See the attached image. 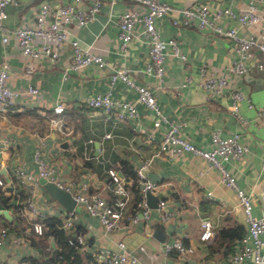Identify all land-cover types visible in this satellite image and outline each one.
<instances>
[{
	"label": "crops",
	"instance_id": "obj_1",
	"mask_svg": "<svg viewBox=\"0 0 264 264\" xmlns=\"http://www.w3.org/2000/svg\"><path fill=\"white\" fill-rule=\"evenodd\" d=\"M40 1L8 3V14L3 20L7 30H0V60H5L9 66L7 83L20 92L17 100L0 113V189L10 197L5 202L0 196V203L10 215L7 218L0 211V225H5L9 231L0 244V264H18L30 256L46 258L48 254L41 252L26 232L36 231L31 229V224L39 221L35 219L37 215H54L62 227L65 212L69 210L56 198L45 194L36 151L51 169L53 181L68 187L71 195L85 183L89 190L98 191L107 199L113 197L109 167L121 173L124 163L135 167L141 158H150L145 173L148 179L158 182V187L149 195L145 194L148 217H139L135 222L122 219L118 228L106 233L97 217L90 215L82 203H75L74 226L81 229L86 240L83 245H77L83 255L81 264H89L101 250L117 248L118 240H123L126 251L135 254L144 264H253L248 257L239 261L231 259L246 231L234 189L222 183L219 170L196 153L187 152L175 160L157 153V139L167 123L162 121L155 129V140L147 138L146 130L152 126L156 113L138 100L134 87L120 78L110 82L109 76L112 67H125L133 80L149 85L163 114L168 119L182 120L181 133L199 147L210 145L212 128H218L223 134L239 131L248 149L241 159H230L225 165L238 184L251 194L252 212L260 215L264 214V196L260 192L264 183V117H258L256 111L264 106V69L258 71L255 59H251L248 74H230L229 87L218 97L206 98L199 83V67L205 62L214 69L227 71L232 59L238 56L233 41L193 23H174L170 14H163L155 18L159 33L162 37L174 36L186 58L173 54L171 47L165 45L164 73L159 79L145 70L149 61L147 41L133 36L125 50L119 47L117 15L123 9L140 6L135 0H108L85 26L70 25L73 35L93 51L101 52L109 65L98 67L88 63L79 69L66 68L72 50L68 42L59 47V57L54 63L44 57L28 59L21 53L13 29L22 23H32ZM49 1L53 4L69 0ZM168 1L187 6L194 0ZM197 1L211 8L224 5L237 8L248 0ZM256 4L264 14V0H256ZM261 22L264 23V17ZM222 24L237 26L239 31L258 29L255 24L239 25L228 18L222 19ZM140 28V23L136 22L134 30ZM4 34H7L5 41L2 40ZM29 84L36 86L37 91H26ZM229 88L240 89L252 102L248 105L246 97L238 101V112L244 119L231 111ZM105 91L113 98L135 102L138 114L119 117L118 108L106 111L87 104L88 96ZM57 101L64 104L62 114L72 126L71 134H63L49 124L48 115L53 113ZM16 163L26 174L21 180L16 177ZM33 182H37L34 195L37 212L34 214L24 203L26 187ZM158 197L166 199V206L172 212L167 220L161 219L154 205ZM126 212L134 213L130 208ZM202 218H207L213 228L212 236L206 240L198 236ZM20 227H25L24 232ZM224 228L241 229V236L223 235ZM13 235L21 236V240L15 241ZM177 237L193 244V252L174 249L163 253L161 244ZM261 251L264 253V244Z\"/></svg>",
	"mask_w": 264,
	"mask_h": 264
},
{
	"label": "built area",
	"instance_id": "obj_2",
	"mask_svg": "<svg viewBox=\"0 0 264 264\" xmlns=\"http://www.w3.org/2000/svg\"><path fill=\"white\" fill-rule=\"evenodd\" d=\"M11 1L13 0H0L1 31L7 30L3 20L8 14L6 6ZM106 1L108 0H69L52 4L49 0H41L36 7L32 23H22L13 29L21 53L28 59L44 57L54 63L59 57V47L68 42L72 50L66 68L79 69L88 63H94L98 67L109 65L108 60L101 52L93 51L89 45L82 44L78 37L73 35L70 28V25L75 27L85 26ZM135 1L143 7V10L140 6L131 7L121 10L117 15L119 47L121 50H125L128 40L133 36H140L147 41L149 61L145 70L153 73L159 79L164 73L165 45L171 47L173 54L182 59L186 58V54L180 50L174 36L162 37L159 33L155 18L163 14H170V18L174 23H193L199 28H208L215 33L226 35L233 41L238 56L232 59L227 71L214 69L205 62L199 67V83L206 93V98L218 97L223 93L225 88L229 87L230 74H248L250 72L248 61H251V59H255L254 64L258 71L264 69V23L261 22L264 14L259 11L260 8L257 6L256 0H248L245 5L237 8L232 5L211 8L197 0L187 6L174 5L168 0ZM225 18L234 19L239 25L255 24L258 29L256 31H239L237 26L222 24V19ZM136 22L141 25L138 31L134 30ZM6 39L7 34L2 35V40L5 41ZM8 68V63L5 60H0V113H4L20 94L18 89L10 87L7 83ZM109 78L110 82L120 78L134 87L137 91L138 100L152 108L156 113L152 126L146 130L147 138L155 140V129L162 121L167 123L161 131L159 139H157V153H162L167 158L175 160L184 156L187 152H193L204 157L209 165L219 170L220 181L234 189L236 204L241 208L246 224V231L240 238V244H238L239 248L231 254V259L239 261L248 257L253 264H264V253L261 251L264 244V214L255 215L252 212L251 194L238 184L235 175L225 165V162L230 159H241L248 149L247 144L241 139L239 131L234 130L223 134L218 128H212L210 130V145L199 147L181 133L183 121L168 119L161 111L151 87L133 80L129 76L127 68L112 67ZM26 91L34 93L37 91V87L29 84ZM228 94L231 98V111L240 119H244L243 115L238 112V101L246 97L248 105H252V102L238 88H229ZM86 102L89 105L102 107L106 111L118 108L117 114L119 117H134L138 114L135 102L128 99L113 98L109 91L88 96ZM63 109L64 104L61 101H57L53 105V113L49 116V124L59 132L68 135L72 132V126L64 119ZM256 113L258 117H264V106L258 107ZM106 135H109V133H106ZM35 159L38 163L39 175L53 181L51 169L39 156V151H36ZM149 163V157L141 158L134 167L142 195V198L137 202L138 210L134 213L126 212L131 198L130 189L126 185L127 179L114 167L107 169L113 190L111 199L105 198L98 191L89 190L85 183H82L72 196L76 202L83 204L90 215L97 217L106 233L118 228L122 224V219L135 222L139 217L146 218L149 215V206L144 198L146 191H152L158 187V182L150 180L146 176L145 168ZM15 172L19 180L26 175L19 163L15 164ZM0 183H2L1 178ZM56 183L69 190L62 183ZM36 189L37 182H33L25 190L24 203L32 214L37 212L34 203ZM260 192L264 196V183L260 186ZM156 208L161 219L167 220L170 218L172 212L167 208L164 197L157 198ZM75 216L73 208L67 210L62 227L69 232L68 241L79 246L86 243V240L82 231L77 230L74 226ZM200 226L199 238L202 240L209 239L213 234L210 221L207 218H202ZM33 228L40 232L42 223L34 221ZM8 235V228L5 225H0V244L4 242ZM12 239L20 241L21 236L13 235ZM124 244L123 240H118L117 248L101 250L97 256L90 259L89 264H144L138 260L135 254L126 251ZM161 249L163 253H169L174 249L184 253L193 252L194 246L177 237L171 241L163 242ZM18 264L28 263L23 260Z\"/></svg>",
	"mask_w": 264,
	"mask_h": 264
},
{
	"label": "trees",
	"instance_id": "obj_3",
	"mask_svg": "<svg viewBox=\"0 0 264 264\" xmlns=\"http://www.w3.org/2000/svg\"><path fill=\"white\" fill-rule=\"evenodd\" d=\"M52 114V113H51ZM49 114V115H51ZM48 115V120H49ZM121 173L127 179L126 185L131 188V195L128 209L130 208V212H135L138 209V200L142 198L139 183L136 178L135 168L128 164L124 163L120 167ZM130 179V180H129ZM130 181L133 184H130ZM0 189V196L2 200L5 202L9 200V196L4 195L1 193ZM24 193V192H23ZM24 195V194H23ZM129 211V210H128ZM129 213V212H128ZM42 223V229L38 233L36 231H31L30 233L27 231L26 236H28L29 240L39 247L40 251L43 253L48 254L46 258H38L34 256H30L26 258L28 264H81L83 260V255L78 251L77 245L70 243L68 241L69 232L66 229L60 226L59 219L54 215H47L38 216L35 218ZM32 222V221H31ZM34 222V221H33ZM33 224V223H32ZM31 224V229L33 228ZM24 232L25 227H20ZM33 230V229H32ZM81 231V229H77ZM241 229L234 228H224L222 229L221 233L228 237L234 238L236 236H241L240 233ZM51 239V241H50ZM89 253H87V256Z\"/></svg>",
	"mask_w": 264,
	"mask_h": 264
},
{
	"label": "water",
	"instance_id": "obj_4",
	"mask_svg": "<svg viewBox=\"0 0 264 264\" xmlns=\"http://www.w3.org/2000/svg\"><path fill=\"white\" fill-rule=\"evenodd\" d=\"M40 181L46 190L45 193L46 195H50L56 198L66 208L71 209L74 207L76 201L68 190L58 185L55 181L49 180L45 177H41ZM150 193H151L150 190L146 191V195H149ZM154 205L156 206V201L154 202ZM0 211L3 213L5 217L10 218V215H8L6 208L1 203H0Z\"/></svg>",
	"mask_w": 264,
	"mask_h": 264
}]
</instances>
